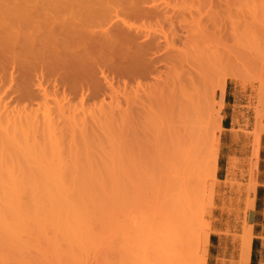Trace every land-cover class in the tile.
Wrapping results in <instances>:
<instances>
[{
  "label": "rangeland",
  "instance_id": "1",
  "mask_svg": "<svg viewBox=\"0 0 264 264\" xmlns=\"http://www.w3.org/2000/svg\"><path fill=\"white\" fill-rule=\"evenodd\" d=\"M249 1L165 0V3L168 2V5H165L164 1H158L157 4L164 3V6L162 4L161 7H164V11H166V15L164 14L166 18L167 16H173L172 20L166 19L169 22L157 20L156 18L141 19L143 21L142 23L139 18L137 20L133 16L127 17L126 20L130 24L136 25L135 27L139 26L143 28L142 25L144 24L146 26H144L145 29H150L148 32H156L158 30V33L153 32V34H158L157 37L159 38L162 36L160 40L163 39V32L167 35H171L172 32V34H175L176 32L184 40L185 32L182 30V27L186 24V21H188L187 24L192 22L196 28L193 26L194 30L192 31V24H189L191 26V33H195V35L200 34L203 38L200 40V49L191 48L189 49L190 52L186 51V56H183L186 57L184 63L185 71L188 68V71L196 68V64L199 63L197 61L193 63L195 62L193 60H190L192 61L190 62L189 59L192 58L189 56H201V51L203 50L204 53L207 50L205 47L206 44L207 47L215 46L214 50L216 49L217 54H220V57L223 59H220V62L214 67H217V69L215 70L213 68L214 71L212 70L208 74L210 77H207V80L210 82L204 79V82L207 84L206 86L210 88V99L215 106L214 112L206 118V122L209 124L210 131L212 132L210 143L214 148H219L214 206L206 209L204 220L215 226L212 228L209 236V242L213 245L210 264L236 263V255L239 252V247L236 245L235 239L241 235V228L245 222L250 224L249 214L253 208H250L251 204L249 202L254 204L255 199L257 200L258 208L262 215L260 216V224L255 227L253 234V260L255 264H264V58L259 57L252 47L255 41L264 42V9L258 7V14H254L257 17H252L251 19L246 17V19H243L242 14L247 13V16H251V13L255 10L254 5ZM261 1L262 3L257 2L256 4L261 6L264 4V0ZM107 3L105 0H0V38H2V41L1 39L0 41L3 44V46L0 45L2 51V53L0 51V153L2 151L0 163L1 161L4 163L3 161L5 160L4 166H2V163L0 164V167L2 166V170L0 171L5 170L3 167H11V171L10 169H6L7 171H3V173H7L8 171L13 173L14 167H17L16 174L8 172L9 182H11V185L9 183V187L8 179L6 178L7 174L5 173L6 185H4L5 183L2 179L4 176L2 175L3 177L0 178L2 182H0V224H2V226L0 225V264H142V259L147 255L146 264H149V261L150 264H155V254L150 253L153 248L155 251L157 248V251L160 252V249L156 245H153L154 247L152 246V248L150 247L151 244H148V246L150 245L151 252L144 245L147 249L146 251L150 253L145 252L146 256L141 258L142 250L140 251L139 248H145L142 245L143 242L140 243V241H142L145 233L150 232L149 235H151L155 231L153 228H150L152 230L151 232L148 227L151 223L150 215L152 216L151 211L156 191H154V173L151 172L150 162L140 156V154L143 155V152L139 151V156H136L138 151L135 150L136 148L133 144H135V141H138L136 139L133 141V138H141V135L136 134V126L132 125V123L135 124L136 108L139 107L136 104H132L135 95L133 91L136 89L135 85L138 83L146 87L147 85H152V83L155 84L156 79L152 75H148V78L146 76V79L145 77L144 79L143 77H133L132 79V76H126L121 70H118L119 67L116 68L117 65L116 67L110 65V67L114 66L113 68H109V66L99 67V65L97 66L99 70L94 71L93 69L91 72L92 78L96 79H91L88 84L91 82L90 85L94 88L97 87L98 90H93L91 86L92 88L90 89L94 93L96 91V94H98L101 90L102 92L96 95L97 97L94 95V98L91 96L93 95V91L90 94L91 90L87 89L84 91L87 92L82 97L83 91L79 90L78 92L80 93L76 92V94L70 93L65 87L63 89V85L60 82L59 84L62 86L55 83L59 80L55 79L54 77L56 75L54 76L53 74H57L58 71L52 69V72H48L47 69L50 66L52 67V65L46 64L47 66L39 67L36 72H33L30 69H26L27 62L29 63V57L27 62L25 60L22 63L19 62L24 58V54H26V51L24 52L23 48L20 51V46L17 45L18 43H15L18 42L16 40L20 39L21 36L26 35L25 37H21L19 43L23 44L20 41H24L25 46H27L26 48L29 46L32 49L35 45L39 49L35 37L30 38L35 34L34 31L36 32L35 36L39 40L41 37L46 38L50 36L51 32H58L56 30L58 28H61V30L69 29L74 32L78 31L79 28L82 30V22L80 21L78 23L80 16L82 19L84 18L83 16L87 17L84 18L85 20L83 19V24L86 23L84 21L89 19H95L94 21L98 22L99 17H102L101 19L103 17L105 18L107 9L112 7ZM106 6H108L107 9L105 8ZM167 11L170 12L167 13ZM240 11L241 15H239ZM96 12L101 13L100 16ZM88 14L90 16L93 15L92 17L94 18H89ZM95 14L98 18L97 21L94 16ZM123 18L125 19V17ZM35 19L39 22L35 23L34 21H37ZM40 22H42V25ZM54 22L57 23L54 24ZM246 22L251 23L244 26ZM27 23L29 24L27 25ZM34 23L36 24L35 27H33ZM44 23L45 25H43ZM171 23L173 24L171 25ZM63 24L66 26H63ZM12 25H18V27ZM46 25L50 26L46 28ZM236 25H239L240 28H237ZM256 25L260 26V28L256 27ZM73 26L77 29H73ZM49 27L52 28L50 29ZM45 28L52 31L49 33ZM161 29L163 32L160 31ZM233 29H235V32ZM160 43L162 45L164 42L161 41ZM13 44H16V46H13ZM7 45H11L13 48ZM163 45L161 47L163 50L160 48L156 54L157 56L155 55L156 57H162L161 55L164 54L162 52L164 51ZM176 45L179 49L181 43L178 42ZM242 45L249 47H244L246 50L248 49V51L245 50L243 52L244 54L240 52V50H244ZM21 46L23 47L24 45ZM14 47H16L15 49L19 48L18 51L20 53ZM7 48H9V51H7ZM53 51L60 52V49ZM8 52L12 53V55ZM198 53L199 55H197ZM183 54L185 53L183 52ZM29 55L32 54L30 53ZM15 60H17L18 65L15 64L16 62H13ZM188 62L189 65L190 63L193 64L190 66L186 65ZM159 64L157 65L158 69L167 71L164 63L160 64L162 67ZM40 68L41 70L43 68L46 70L43 69L41 71ZM100 68L104 74L100 72ZM40 73L41 76L42 73L45 75L43 74L40 77ZM51 73L53 77L49 76ZM70 73L68 71V79L70 78ZM59 74L60 72L57 75L59 76ZM102 74L103 76H107L106 79L109 82L106 79V81L104 80ZM93 75L97 76L95 77ZM52 79L57 81L54 82ZM94 81L97 82V85L100 82L99 87H102L99 88L96 86ZM42 82L43 85L39 87L38 85L40 84L38 83L42 84ZM110 85H112L111 88ZM54 86L56 87L54 88ZM42 89H46L45 93L48 92L46 94L48 96H45V98L43 96L44 94L42 95L44 92L41 91ZM225 90L230 93V98L228 100L229 104L224 106L223 95ZM97 91L99 92L97 93ZM139 92H141L139 95L141 94L145 98V94L142 91ZM85 94L88 97H85ZM112 96H116L120 102H115L117 100L116 98L112 99ZM84 97L85 102L83 101L82 103ZM66 101L69 102L68 108L66 107L67 105L61 106V103L65 104ZM111 102L114 103V106ZM56 103L61 106H59L60 109ZM98 106L99 108L103 107V110L101 108L98 109ZM64 107L68 110L64 109ZM70 107L71 109L73 108L71 110L73 113L70 112L73 114H71L72 117L69 115ZM75 109H78L76 111L77 113H74ZM44 110L48 111L46 113L47 115L50 110V113L53 114L52 117L57 121L53 118L50 120L52 122L55 121L57 123L56 125L59 123L61 128L56 126L55 129V123H53L54 130L51 127H43V121L45 120L42 118V115H45L43 114L45 112ZM60 114H62L61 117ZM25 115L27 116L25 117ZM224 115H227V124L222 122ZM16 117L17 119L13 120ZM28 117L30 122L26 120ZM47 117L49 118L51 116L48 115ZM18 119L23 121L21 122ZM130 120L131 122H129ZM127 121L129 124L131 123V126H126ZM141 125L146 130L149 128L146 122H143ZM224 125L228 128L227 130H223L222 126ZM121 127L123 130H121ZM42 130L43 132H41ZM45 130L47 134L43 136ZM48 131L52 132V134L49 133L51 137H49ZM63 133L66 134L65 137L61 135ZM60 137H63L65 141L63 138L61 140ZM58 138L60 139L59 142ZM49 139H51L50 142L47 141ZM4 143L8 147L10 146L9 148L12 151L7 150L8 147ZM51 144L54 145V149L49 146ZM48 149L51 150L48 151ZM57 150L60 158L56 154ZM48 152L50 154L53 152V157ZM137 157L139 158L137 159ZM132 159L134 161L137 159L140 165ZM13 162L17 165H13ZM57 163L59 169L52 171V169H56L53 166ZM27 172L29 174L31 173L30 175H34L32 176L33 180L31 176L29 178ZM55 172L58 174L62 172L61 176H58V179L56 176L57 173ZM52 174L56 176L53 177V182L50 180ZM36 175L39 176V179L42 178L40 179L41 182L44 178L42 175L46 176L44 181L48 183L43 181V184H38L40 182L38 179V186H36V182H34V180H37ZM55 179L60 181L57 183ZM19 180L22 181L19 182ZM25 181L30 186L24 184L23 182ZM26 188L28 190L31 189V191L33 188L34 191L30 192L31 195H29ZM11 189H13V192H11ZM16 189L19 192L14 191ZM247 189L250 190L249 193ZM35 190L37 191V200H34L32 195L34 194L35 197ZM49 190L51 191L50 193ZM19 193L21 194L19 195ZM41 194H44V196ZM51 194H55V196ZM30 196H32V200ZM50 196L55 198H51ZM40 197L42 200H39ZM45 197H50L49 200L52 203L54 202L51 205V202L48 201L52 206H49L50 209H48L49 203H46L48 199L44 200L46 199ZM44 201L47 204L46 206ZM51 208L56 209L54 211ZM13 210H16V212ZM56 210L61 212L60 215H58L59 212ZM49 212H52L55 216ZM252 219H255V216H252ZM63 222L64 224L62 225ZM146 222H149L148 225ZM139 224L140 227L143 226L142 231L138 226ZM134 231L138 234L136 235ZM139 234L141 235V239ZM212 234L214 235L213 238H211ZM146 237L148 238L149 236L146 234ZM15 239H17L16 242ZM148 241L150 243V240ZM145 242L146 240L144 238ZM202 242L203 240L201 244ZM12 243L15 245H12ZM208 245H205L206 250H208ZM205 257L207 260V256Z\"/></svg>",
  "mask_w": 264,
  "mask_h": 264
},
{
  "label": "bare ground",
  "instance_id": "2",
  "mask_svg": "<svg viewBox=\"0 0 264 264\" xmlns=\"http://www.w3.org/2000/svg\"><path fill=\"white\" fill-rule=\"evenodd\" d=\"M105 1H107L108 2L107 4H110L112 7L110 5H108L111 7L110 9H107L108 6L105 7L107 9V14H106L105 18L103 17V19H101L102 17H99L100 19H98L96 14H99L98 16H100L101 13L96 12V14L94 16L96 17V21L98 19V22H95L94 21L95 19L94 20L92 19V18H94V17H92L93 15L90 16L89 15L90 13H89L88 17L89 18L92 17L91 18L92 20H90L89 18L88 19L92 22H90L89 20L86 19L89 22L87 23V21H84L86 23L83 24V19L87 18V17L83 16L84 18L82 19L81 16L79 15L80 20L78 23H80V21H81L82 27L79 26L78 24H76V25L83 28L82 30H80V28H79L78 31L74 32V31L69 30V29L61 30V28L60 29L58 28V29H56V30H58V32L56 31V33L55 32L52 33L51 32L52 30L49 31L52 27L51 28L49 27L50 29L47 30L46 29L47 26H50V25H46L45 29L49 33L51 32L50 33L51 35L46 37L47 39L45 37L43 38L40 36L42 39L40 38L39 40H38V37L35 36L36 32L34 31L35 34H33V35L30 34L32 36L31 37L29 36V37L30 38L35 37V40H37V42L36 41L35 42L39 46V49L35 45L33 46L34 48H32V49L29 46H28V48H26L27 46H25L26 44H24V41H20V42H23V44L19 43V40L24 35L21 36L20 39L16 40L18 42H15V43L16 44L18 43L17 45L20 46L19 47L20 49L19 48L18 49L20 51H22L21 48H23V51L24 52L26 51V54H24V56H23L24 58L19 62L22 63V62H24V60H25V62H27L28 61L27 59L29 57L30 59H29V63L27 62V65H26L27 68L26 69H30L33 72H36L37 69H39V67H43L46 64L52 65V67L50 66V68L49 67L47 68L48 72L49 71L52 72V69L53 70L56 69L58 72H60L59 76L57 75L58 72H57V74H53L54 76L55 75L58 76L57 78H56V76L54 78L59 80V81H57L55 79H52V80L54 82L57 81V82H55L57 84H59V82H60L63 86L61 84H59V85L62 86L63 89H65V88L68 89V92L70 91V93L76 94V92H78L79 90L83 91L82 95L80 94L82 97L84 96L83 94L87 92V91L84 92L85 90H87V89L89 90L90 88L93 87L92 85H90L91 82H90V84H88V82L91 79H94L91 76V72L93 69H94V71L99 70V68L97 67L99 65H100L99 67H108L109 66V68H113L114 66L116 67V65H117L116 68L119 67L118 70H121L126 76H132V79H133V77L134 78L135 77L136 78L137 77H140V78L143 77V79L145 77V79H146V76L148 78V75L149 76L152 75L153 78L156 79L155 80L156 82H154L155 84L152 83V85H149V86L147 85L148 87L147 86L143 87V86H141V84L137 83V85H135L136 89L133 91V93H135L134 99L132 100L133 103L131 102L132 104H136L137 106H139L136 108L137 113L135 115V124L132 123V125L136 126V129H135L136 134L141 135V138H138V139L133 138L134 139L133 141H135V139H136L138 142L135 141V144L137 146L135 144H133V146H135L136 149L133 146L132 147H133V149L138 151V154L136 156H139V151L143 152V155L140 154V156L144 157L146 159V161L150 162L151 172L154 173L153 174L154 175V181L156 182V184L154 182V187L156 188V190L154 188V191H156V192L154 195L155 198H154L153 208L151 211L152 216L150 215L151 213L149 214L150 219H151V223L148 227L149 229L153 228L155 231L151 235H149L150 232L145 233V236L142 238V241L139 240L140 243L143 242L142 245L145 248V249L139 248L140 251L142 250L141 251L142 252L141 258L146 256L145 255L146 254L145 252H147L146 247L151 252L150 247H152L153 245H156L160 249V252L157 251V248L155 251V249L153 248L154 246L152 247L153 249H152L151 253L148 251L150 254H152V253H153V255L155 254L154 255L155 264H206V257L205 256H207L208 250L205 249V245H208L210 233L212 231V228L215 226L212 225V223H210V222H205L204 220H205L206 209L214 206L215 188L217 185V183H216V181H217L216 180V172H217V163H218L219 152H218V149L214 148L210 143L212 132L210 131L209 124L206 122V118L209 114L214 112L215 106L212 103V100L210 99V93H209L210 88H208L206 86L207 84H206V82H204L205 81L204 79L207 80L208 79L207 77H210V76H208V74L213 70V68L218 64V62H220V59H222V58L220 57V54H217L218 53L217 50L216 49L214 50L215 46L209 45L210 47H207V44H206L205 47L207 48V50L204 53H203V50L202 51L200 50L201 56L193 57L192 55H190L189 57L192 59H189L187 57V59H189V61L190 60L195 61L193 63H196V61H197L199 64H196V68L192 69L193 71L191 70V68H190L191 71H188L189 68L185 71L184 70V63L186 61L185 60L186 57H183V56H186V51L190 52L189 49L199 48L200 40L203 38L200 36V34H198L199 32L197 33L198 35H195V33H191L190 27L192 26V28H193V26H194V24H192V22L187 24L188 21H186V24L182 27V30L185 32V36H184L185 39L184 40H182V38H180L176 34V32H175V34H172L173 33L172 32L171 35L170 34L167 35V34H164L165 32H163L162 29L160 31L163 32V34L161 33L163 35V39L160 40V38L162 36L159 38V37H157L158 34L154 35L153 32H155V31H153L152 28H151V30L153 32H151V31L148 32L150 29L148 30L146 28L147 29L146 30L145 29L146 26L144 24L142 25V27L144 28L143 29L139 26L135 27L136 25H132L126 20H127V17L129 18V16L130 17L133 16V17H136L137 20H138V18L140 20L141 19H156L157 18V20H161V21L164 20L165 22H169L166 19L172 20L173 16L172 17L167 16V18H166V16H165L166 11H164L165 10L164 7L163 8L161 7L162 4L164 6L165 0H158V1H164V3H162V4H157V2H158L157 0H109L110 2L108 0H105ZM250 1L252 2V5H254L255 10H253L254 12L251 13L252 15L250 14L251 16H247L248 15L247 13L242 14L243 17L242 16L241 17L243 19L244 18L246 19V17H248L249 19H251L252 17H257V16H254V14L255 15L258 14L259 8L264 9V4H262L261 6H258L256 4L257 2L262 3L261 0H250ZM111 3H113V4H111ZM167 3L168 2H166L165 5ZM101 7H102V5H101ZM96 11H99V10L97 9ZM89 12H90V10H89ZM169 12L170 11H167V13H169ZM85 15L87 16V14H85ZM171 15H172V13H171ZM239 15H241V11H240ZM123 17H125V19ZM75 18L77 19V17H75ZM240 18H238V19H240ZM73 19L74 18H72V20ZM35 20H37V19H35ZM61 20L63 21V19H61ZM185 20H186V18H185ZM191 20H193V19H191ZM62 21H60V22H62ZM73 21H75V20H73ZM34 22L36 23L39 21L37 20ZM57 22H54V24ZM66 22H67V20H66ZM141 22L143 23L142 20H141ZM13 23H14V21H13ZM35 23L33 24L34 25L33 27H35V25H36ZM40 23L42 25V22H40ZM47 23H49V22H47ZM248 23H251V22H246V24L244 26H247ZM21 24H23V23L21 22ZM28 24L29 23H27V25ZM31 24H32V22H31ZM50 24H51V22H50ZM168 24L170 25V23H168ZM172 24L173 23H171V25ZM189 24L190 25L192 24V25L190 26ZM9 25H11V24H9ZM37 25H38V23H37ZM43 25H45V23ZM67 25H68V23H67ZM12 26L18 27V25H12ZM38 26L41 27L40 25H38ZM61 26H59V27H61ZM63 26H66V25L63 24ZM236 26H237V28H240L239 25H236ZM256 27L260 28V26H258V25H256ZM43 28H44V26H43ZM54 28H56V27H54ZM54 28H53V31H54ZM233 28H235V27H233ZM12 29L17 30L18 28H12ZM73 29H77V28H74V26H73ZM144 30H146V31H144ZM154 30H157V29H154ZM191 30L193 31L194 28ZM157 31L155 33H158ZM173 31H174V29H173ZM233 31L235 32V29H233ZM16 33L18 34V32H16ZM29 33H30V31H29ZM191 34L192 35L194 34V36H192ZM0 39L2 41V38H0ZM1 41H0V45L3 46ZM33 41H32V43H33ZM161 41L164 42V43H162V45L164 44L163 45L164 51H162L164 54L161 55L162 54V52H161L160 55L162 57H156L157 56L156 54L159 52L160 48L162 47V45L160 43ZM6 42H7V40H6ZM178 42L181 43V46H180V48L182 47L181 50H180V48L178 49V47L176 45V43H178ZM205 43H206V41H205ZM16 44L15 45L13 44V46H16ZM20 44L24 45V46L22 47ZM11 45H12V43H11ZM11 45L10 46L7 45V46L11 47ZM242 46H243L244 50L243 51L240 50L241 53H243L246 50V48H249V47L244 46V45H242ZM4 47H5V45H4ZM24 47H25V49H24ZM53 47H54V49H53ZM244 47H246V48H244ZM252 47H253V50L256 51L255 53L259 57L264 58V42L255 41V42H253ZM11 48H13V47H11ZM15 48L16 47H14V49ZM8 49L9 48H7V51H9ZM18 49H15V50L18 51ZM59 49H60V52H57L56 50H59ZM27 50H29V51H27ZM53 50H55L56 52H54ZM0 51H1V48H0ZM20 51H18V53H20ZM200 51H198V52H200ZM246 51H248V49ZM27 52H28V54H27ZM183 52L185 54H183ZM193 52L195 53V51H193ZM1 53H2V51H1ZM8 53H10V52H8ZM30 53L32 55H29ZM10 54L12 55V53H10ZM14 54H16V53H14ZM197 55H199V53ZM17 56H19V55H17ZM16 61L17 60H15L13 62H16ZM190 62H192V61H190ZM159 63L160 64L164 63L167 71H165V70L163 71L161 69H158L157 65ZM193 63H190V65ZM15 64L18 65V62H16ZM103 65H106V66H103ZM110 65H114V66L110 67ZM186 65H189V62ZM116 68H115V70H117ZM43 69H45V68H43ZM43 69L41 70V68H40L41 71H43ZM194 69H195V72H194ZM214 69L216 70L217 67ZM68 71L71 72L69 79L67 78ZM100 72H102L104 74V72L101 70V68H100ZM43 74L44 73H42V76H43ZM103 74H102V76H103ZM39 75H40V77H42L41 73ZM51 75H52V73L49 74V76H51ZM205 75H207V76H205ZM93 76L96 77L97 75H93ZM224 76H227V75H224ZM46 77H48V76H46ZM51 77H53V76H51ZM103 77L105 80L107 76H103ZM221 77H223V75H221ZM65 79L66 80L68 79V80L66 81ZM220 79H222V78H220ZM224 79H223V81H224ZM96 81L98 82V80H96ZM207 81H209V80H207ZM97 82H95V84H96V86L99 87L100 82L98 85H97ZM224 83H225V81H224ZM38 84H40L38 86L41 87L43 85V82H42V84L41 83H38ZM111 86L112 85H110V88H111ZM55 87L56 86H54V88ZM100 87H102V86H100ZM96 89H97V87L96 88L93 87V90H96ZM45 90L46 89L41 90L42 92L44 91L42 93V95L44 94L43 95L44 98H45V96L46 97L48 96V95H46L48 92L45 93L46 92ZM93 90L90 91V94ZM99 91H100V89H99ZM99 91H97V93ZM139 91H142V93L145 94V98L142 97L141 94L139 95V93H141ZM101 92H102V90H101ZM78 93H80V92H78ZM100 93H98V94H100ZM98 94H96V91H95V93L93 91V95H91V96L94 97V95H95V97H97L96 95H98ZM110 95H112V94H110ZM64 97L66 98V96H64ZM64 97H62L63 100H65ZM85 97H88V96L85 94ZM85 97H84V99L82 98L83 99L82 103L85 100ZM113 98L114 99L116 98V100H117L116 96L115 97L112 96V99ZM110 99H111V97H110ZM66 102H65V104L61 103V106L67 105L66 107L68 108L69 102H67V104H66ZM115 102H120V100L119 101L117 100ZM62 104H64V105H62ZM113 104L114 103H112V105ZM57 105H58L57 107L60 106L59 104H57ZM60 107H59V109H60ZM66 107H64V109H67ZM72 107H74V106H72ZM82 108H84V107H82ZM100 108L98 106V109H100ZM59 109L57 108V110H59ZM61 109L65 112V110L63 108H61ZM72 109L70 107L69 113L72 112L71 111ZM101 109L103 110V107ZM106 109H108V108H106ZM47 110H44L45 112L43 114H45V115H42V118H44V120H45V121H43V119H42V121L44 123L43 127H45V128L51 127V129H52L53 125H54L53 123H55L54 128L56 126L58 128H61L59 123H58V125H56L57 123L55 121L52 122V120H50L51 118H53L52 117L53 114L50 113V110H52V109L49 110L48 115L51 116L49 118L47 117L48 115L46 114V113H48ZM77 110L78 109H75L74 113H77L76 112ZM60 112H61V110H60ZM64 112H62V114ZM91 112H92V110H91ZM72 113L69 114L70 117H72L71 116ZM87 113H88V111H87ZM62 114H60V117L62 116ZM63 115H65V114H63ZM26 116L27 115H25V117ZM74 117L76 118L75 115H74ZM18 118H19V116H18ZM21 118L23 119V117H21ZM14 119H17V117L13 118V120ZM31 119L33 120L32 117H31ZM39 119H41V118H39ZM53 119H55V118H53ZM81 119H80V121H81ZM123 119H125V118H123ZM18 120L21 121V119H18ZM26 120H27V122H30L29 117ZM93 120H95V119H93ZM27 122H26V124H27ZM83 122L85 123V121H83ZM129 122H131V120ZM143 122L148 123L149 128L147 130L145 127H143L141 125ZM15 124H16V121H15ZM26 124H24V125H26ZM36 124H38V123H36ZM129 125L131 126V123L129 124L127 121L126 126L129 127ZM27 126H28V124H27ZM54 128L52 130H54ZM131 128H133V127H131ZM43 130L41 132H43ZM62 130L64 131L63 128H62ZM62 130H61V133H62ZM121 130H123V128ZM56 132H57V130H56ZM49 133L52 134L51 131L50 132L48 131V134ZM54 133H55V131H54ZM44 134H47L46 130H45V133H43V136H44ZM51 134H49V137H51ZM122 134H123V132H122ZM126 134H128V133L126 132ZM55 135H57V134H55ZM61 135H64L63 137H65L66 134L63 133ZM45 137L47 138V136H45ZM63 137H60L61 140ZM44 140H46V139H44ZM50 140L51 139H49L47 141L50 142ZM63 140L65 141L64 138H63ZM59 141H60V139L58 140V142ZM56 142H57V140H56ZM58 142H57V144H58ZM129 143H130V141H129ZM4 144L6 145V147H8V145L6 143H4ZM52 144L49 145V146H51V148L54 146ZM130 144L132 145V143H130ZM59 145H61V144L59 143ZM125 145H127V144L125 143ZM1 146H3V145H1ZM8 148H7V150H10V148L9 149ZM53 149H54V147H53ZM2 150H4V149H2ZM50 150L48 149V151H50ZM135 150H133V151H135ZM10 151H12V150H10ZM1 153H2V151H1ZM1 153H0V155H1ZM53 154L54 153L51 152L50 155L53 157ZM56 154L58 155V150H57ZM59 156L60 155H58V157ZM2 157H3V155H2ZM133 158H136V157H133ZM138 158L139 157H137V159ZM4 159H5V157H4ZM137 159L135 161L133 159L132 160L134 162H137ZM3 162L5 163V160ZM1 163H2V161H1ZM4 163H2V166H4L3 165ZM6 163H8V162H6ZM137 163H139V162H137ZM15 164L16 163H14L13 165H15ZM57 165H58V163L55 165L56 167L52 165L54 168H56V169H52V171L53 170L56 171L59 169ZM139 165H140V163H139ZM6 166H7V164H6ZM10 166H12V165H10ZM1 167H0V170H2ZM3 168L5 169L3 171H7L6 169H8V170L10 169V171H11V167L10 168L3 167ZM16 168L17 167H14L13 173L10 171H8V172L11 174H16L15 173ZM3 171L2 172L0 171V175H1L0 178H2L4 176L2 178L3 182L5 183L4 185H6L7 181H8V187H9L11 185V182H9L10 181L9 175H8L9 173L5 172L7 174L6 175L5 173H3ZM30 171H32V170H30ZM55 173H57V172H55ZM61 173L62 172H59L60 175L58 173L56 174L57 179H58V176H61ZM30 174L28 176H29V178H30V176L32 178V176H34V175H30ZM66 175H67V173H66ZM36 176H37V180H34V182H36V186H38L37 181L39 179V176L38 175H36ZM54 176H55V174H54ZM54 176L52 174V178L50 179V180H52V182L54 180V178H53ZM5 177L8 179V180L6 179L7 181H5ZM18 177H19V173H18ZM42 177L45 178L46 176L42 175ZM22 178H23V176H22ZM44 178H43V181H44ZM15 179H17V178L15 177ZM24 179H25V177H24ZM40 179H42V178H40ZM32 180H33V178H32ZM60 180H61V178H60ZM21 181L19 180V182H21ZM56 181L57 180L55 179V182ZM59 181H57V183ZM25 182H23V183L27 184V181H25ZM42 182L40 180V182H38V184L42 183ZM9 183H10V185H9ZM49 183H51V181H49ZM224 183H225V181H224ZM27 185H29V184H27ZM17 186H19V185H17ZM25 187H26V185H25ZM44 187H45V185H44ZM26 189L28 190V188H26ZM26 189H25V191H27ZM34 189H36V188H34ZM39 189H41V188H39ZM11 190L10 191L13 192V189H11ZM17 190L18 189L14 190V191H17ZM33 191H34L33 188H32V191H31V189L28 190L29 195H31L30 192H33ZM17 192H19V191H17ZM35 192H36L35 197H34V194H32V195H33L34 200H37V198H36L37 191L35 190ZM50 192L51 191L49 190V193ZM247 192L249 193L250 190L247 189ZM223 193H225V192H223ZM245 193H246V190H245ZM20 194L21 193H19V195ZM44 194H41V195L44 196ZM14 195H13V198H14ZM29 195H27V196H29ZM51 195H53V194H51ZM53 196H55V194ZM30 198L32 200V196H30ZM45 198L46 199H44V198L43 199L44 200L48 199L46 202L48 204L49 203L48 201H50V200L47 197H45ZM53 198H55V197H53ZM28 199H29V197H28ZM39 200H42V198L40 197ZM51 200H53V199H51ZM39 202H41V201H39ZM44 203H45V201H44ZM46 203H45V206L47 205ZM40 204H42V202ZM52 204H54V202L53 203L51 202V205ZM249 204H251L250 208H253L254 204H252V202L251 203L249 202ZM249 204H247V205L249 206ZM51 205L49 203L48 207ZM60 206H62V205H60ZM12 208H13V206H12ZM53 208H51V210ZM48 209H50V207ZM55 209H53V210L55 211ZM13 211L16 212V210H13ZM56 211L59 212L58 215H60L61 212L59 210H56ZM49 213H52V212H49ZM53 215L55 216V214H53ZM58 215L56 214V216H58ZM60 219H61V217H60ZM60 219H59V221H60ZM144 221H146V219H144ZM149 222H150V220H149ZM148 223H147V225H148ZM63 224H64V222L62 223V225ZM140 224L142 225V223H140ZM140 224L138 226H139V228H141V231H142L143 226L140 227ZM151 224H152V226H151ZM0 225L2 226V224H0ZM138 226H137V228H138ZM137 228H135V229H137ZM134 232L136 233V231H134ZM137 232H138V230H137ZM139 232H140V230H139ZM151 232H152V230H151ZM66 234H68V233L66 232ZM137 234L138 233H136V235ZM142 234H143V232H142ZM146 234H147V236H149L148 238H150V236H151V238L148 239L146 237ZM6 235H8V234H6ZM144 238L146 240L145 243H144ZM140 239H141V235H140ZM16 240L17 239H15V242H16ZM148 240H150V243H148L149 242ZM202 240H203V242H202L203 245L201 244ZM252 241H253V226L248 224L247 222H245V224L241 228V235L235 239L236 245L239 247V252L236 255L237 261L235 264H249L250 263ZM148 244H151V246L149 245L150 246L149 247ZM12 245H15V244L12 243ZM156 252H158V253H156ZM147 256L144 257V259H142V264H143V262H145V264L147 263L146 262ZM149 257H150V255H149ZM148 261H149V259H148ZM148 263L150 264V261Z\"/></svg>",
  "mask_w": 264,
  "mask_h": 264
},
{
  "label": "crops",
  "instance_id": "3",
  "mask_svg": "<svg viewBox=\"0 0 264 264\" xmlns=\"http://www.w3.org/2000/svg\"><path fill=\"white\" fill-rule=\"evenodd\" d=\"M229 98H230V93L225 90L224 95H223V104H224V106L229 104L228 103ZM226 118H227V115H224V119L222 120V122H224V124H227ZM222 128H223V130H227L228 129L225 125L222 126ZM218 152H219V148H218ZM217 167H218V163H217ZM216 176H217V172H216ZM261 215H262V213L259 211L257 200L255 199L254 207L252 209V212H250V214H249V223L253 225V234H254V231H255V227H257L260 224V216ZM252 216H255V219H252ZM213 237H214V235L212 234L211 238H213ZM207 249H208V253H207L206 264H210V261H211V258H212V253L211 252H212V249H213V245H212L211 242H209V245H208ZM252 252H253V249L251 250V255H252ZM249 264H251V257H250V263Z\"/></svg>",
  "mask_w": 264,
  "mask_h": 264
},
{
  "label": "trees",
  "instance_id": "4",
  "mask_svg": "<svg viewBox=\"0 0 264 264\" xmlns=\"http://www.w3.org/2000/svg\"><path fill=\"white\" fill-rule=\"evenodd\" d=\"M253 243H255V242H253ZM253 257H254V255H253V252H252V255H251V264H254Z\"/></svg>",
  "mask_w": 264,
  "mask_h": 264
}]
</instances>
